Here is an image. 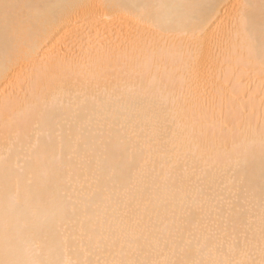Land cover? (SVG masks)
Here are the masks:
<instances>
[{
    "label": "bare ground",
    "instance_id": "obj_1",
    "mask_svg": "<svg viewBox=\"0 0 264 264\" xmlns=\"http://www.w3.org/2000/svg\"><path fill=\"white\" fill-rule=\"evenodd\" d=\"M8 2L0 261L260 264L264 0Z\"/></svg>",
    "mask_w": 264,
    "mask_h": 264
},
{
    "label": "snow or ice",
    "instance_id": "obj_2",
    "mask_svg": "<svg viewBox=\"0 0 264 264\" xmlns=\"http://www.w3.org/2000/svg\"><path fill=\"white\" fill-rule=\"evenodd\" d=\"M14 7H19L18 5H13L8 2V0H0V19H3L5 23L6 30H10L17 37L24 46H27L26 35L29 29L34 28L36 25L32 18L26 17L24 19L13 18L10 13ZM241 8L243 6H240ZM148 6H144V13L147 14ZM242 19V14L239 10L235 12L234 20L239 22ZM198 24H193V38L192 44L195 46V28ZM264 148V145H262ZM182 256L177 259H164L159 261H140L135 259H120L105 261L104 264H247L243 261H230L227 259H215L211 258V249L204 250L197 248L195 254L188 250L182 249ZM0 264H21V262H11V261H0ZM31 264H63L61 261H34ZM260 264H264V259L261 260Z\"/></svg>",
    "mask_w": 264,
    "mask_h": 264
}]
</instances>
